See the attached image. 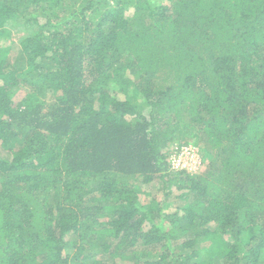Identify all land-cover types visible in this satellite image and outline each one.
<instances>
[{
	"label": "trees",
	"instance_id": "16d2710c",
	"mask_svg": "<svg viewBox=\"0 0 264 264\" xmlns=\"http://www.w3.org/2000/svg\"><path fill=\"white\" fill-rule=\"evenodd\" d=\"M0 147V264H264V0H0Z\"/></svg>",
	"mask_w": 264,
	"mask_h": 264
},
{
	"label": "rangeland",
	"instance_id": "374dc122",
	"mask_svg": "<svg viewBox=\"0 0 264 264\" xmlns=\"http://www.w3.org/2000/svg\"><path fill=\"white\" fill-rule=\"evenodd\" d=\"M10 29H11V32L14 34L13 38L17 40L18 44L29 33V30L26 27H24V25H22L19 29H16V27L13 28L11 26ZM182 148L183 149L193 148L192 150H196L198 152L200 151V149L193 144H189L185 146L173 145L171 149L169 150L170 164L172 165L175 161L181 160L180 165L178 167L181 168L183 166V169L187 171L195 170L196 169L195 161L191 153L187 154L182 159L177 158L178 156L176 155L178 152L182 150ZM0 153H5L1 149V147H0ZM172 169H171L172 171L178 170L176 169V167H173V166H172ZM127 180H130L129 182H131L135 186V188L139 190L140 192L139 197L142 200V203L145 205L149 204L150 201L156 199L158 201H161V204L164 207V213H166L169 210L170 211L175 210L179 205L183 204L181 201L176 199L174 196H170L169 198H167L168 197L167 196V192H168L167 185L164 182H161L160 180H156L154 183L150 185H144V184L137 182L133 176L129 177Z\"/></svg>",
	"mask_w": 264,
	"mask_h": 264
},
{
	"label": "built area",
	"instance_id": "2783aa9c",
	"mask_svg": "<svg viewBox=\"0 0 264 264\" xmlns=\"http://www.w3.org/2000/svg\"><path fill=\"white\" fill-rule=\"evenodd\" d=\"M192 149L193 148H185V149L182 148V150L180 152H178L176 156H178L177 158L182 159L187 154L191 153L193 155L192 157H194L195 166H196V169L192 170V171H197L199 169V166L201 165V156H200V153L198 151L192 150ZM180 162H181V160H177L172 165L170 164L171 169L173 166V167H176V169H178V170H185V169H183V166L181 168L178 167L180 165ZM172 170H174V169H172Z\"/></svg>",
	"mask_w": 264,
	"mask_h": 264
}]
</instances>
